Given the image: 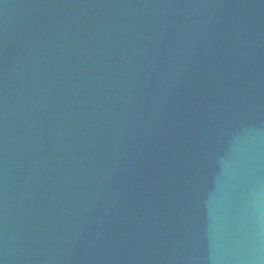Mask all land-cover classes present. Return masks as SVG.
<instances>
[{
    "label": "water",
    "instance_id": "1",
    "mask_svg": "<svg viewBox=\"0 0 264 264\" xmlns=\"http://www.w3.org/2000/svg\"><path fill=\"white\" fill-rule=\"evenodd\" d=\"M0 264H264V0H0Z\"/></svg>",
    "mask_w": 264,
    "mask_h": 264
}]
</instances>
